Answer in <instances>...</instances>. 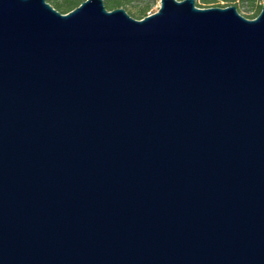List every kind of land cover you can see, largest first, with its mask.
Masks as SVG:
<instances>
[{"label": "water", "instance_id": "obj_1", "mask_svg": "<svg viewBox=\"0 0 264 264\" xmlns=\"http://www.w3.org/2000/svg\"><path fill=\"white\" fill-rule=\"evenodd\" d=\"M0 0V264H264V5Z\"/></svg>", "mask_w": 264, "mask_h": 264}, {"label": "trees", "instance_id": "obj_2", "mask_svg": "<svg viewBox=\"0 0 264 264\" xmlns=\"http://www.w3.org/2000/svg\"><path fill=\"white\" fill-rule=\"evenodd\" d=\"M50 5H52L56 10L61 13H66L71 9L78 6L84 0H46ZM134 1H143L144 3L136 11L130 12L137 18H143L146 11L151 7L155 0H103L106 9L111 10L117 7H127ZM219 1L227 2V5L232 3L235 6H244L246 11L251 12L246 16V18H254L260 12L262 5H264V0H195V5L197 6H207L211 2H217L213 4L212 7H220L225 5H220ZM126 10V8H125Z\"/></svg>", "mask_w": 264, "mask_h": 264}, {"label": "rangeland", "instance_id": "obj_3", "mask_svg": "<svg viewBox=\"0 0 264 264\" xmlns=\"http://www.w3.org/2000/svg\"><path fill=\"white\" fill-rule=\"evenodd\" d=\"M143 3H144L143 1H134V2H132V4H130L129 6L125 7L126 8V12L131 17H133L135 19H141V18H137L136 16H134L130 12V10L131 11H136L140 7V5H142ZM216 3L217 2H211L210 4H206L207 6H198V7H200V8L212 7V5L213 4H216ZM219 4L220 5H225V6H229V5H234L235 6V4H232V3H230V4L227 5V2H224V1H219ZM159 5H160L159 0H155V2L151 5V7L146 11L145 16L156 12L158 10V8H159ZM220 7H224V6H220ZM235 7H236L238 13H240L244 17H246L248 14L251 13V12L246 11L245 10L246 8L244 6H235Z\"/></svg>", "mask_w": 264, "mask_h": 264}]
</instances>
